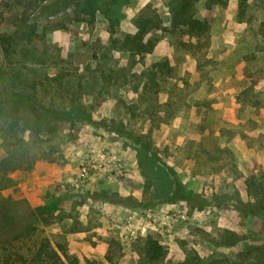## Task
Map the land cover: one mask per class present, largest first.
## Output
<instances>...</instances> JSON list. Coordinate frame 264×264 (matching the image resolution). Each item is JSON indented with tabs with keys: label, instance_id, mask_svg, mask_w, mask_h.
<instances>
[{
	"label": "rangeland",
	"instance_id": "1",
	"mask_svg": "<svg viewBox=\"0 0 264 264\" xmlns=\"http://www.w3.org/2000/svg\"><path fill=\"white\" fill-rule=\"evenodd\" d=\"M178 2L129 0L111 26L0 0V98L50 111H0V222L31 220L66 264H264V0ZM144 20L155 47L136 55Z\"/></svg>",
	"mask_w": 264,
	"mask_h": 264
},
{
	"label": "trees",
	"instance_id": "2",
	"mask_svg": "<svg viewBox=\"0 0 264 264\" xmlns=\"http://www.w3.org/2000/svg\"><path fill=\"white\" fill-rule=\"evenodd\" d=\"M61 1L62 3L69 2L70 6H74V11L77 15L86 17L89 20L94 19L96 15L100 13L107 19L111 26L120 23L123 18L122 9L129 3V0ZM178 1L179 0H175V3ZM182 14L183 13L176 12V21L179 22L183 19V24L187 27L189 34L195 40L201 41L206 34L204 23L193 17H188L184 20ZM147 23L148 22L145 20L142 21L139 32L132 42H130V46L128 45V49L133 54H151L154 50L155 44L153 40L150 39L148 43L144 44V38L147 34L144 25ZM0 40L4 45H6L8 41L5 37L0 38ZM157 68L161 73H165V71L169 70V64L167 61L158 62L156 64V69ZM6 97L5 101H2L0 98V111H2V109L16 110L17 107H24L26 110L30 111L31 114L36 113V116H38L37 121L39 122L37 126H42L44 121L49 118L50 111L44 110V112L38 108L35 103L29 99L31 98L29 95L12 94ZM73 114L75 116L79 115L77 109L74 108L70 111L53 112L54 116L59 115L65 118ZM18 122L19 120L12 121L9 124V128L13 131ZM144 149L149 152L146 146H142V151H145ZM37 232L38 227L35 226L31 220H18L14 217L6 216L3 222H0V264H66L64 261L66 257L65 251L55 247L48 237H40ZM26 242H33L32 248L29 247L28 250H23L21 245ZM145 252L148 260L151 262L159 261L165 254L164 248L151 238L145 243Z\"/></svg>",
	"mask_w": 264,
	"mask_h": 264
},
{
	"label": "flooded vegetation",
	"instance_id": "3",
	"mask_svg": "<svg viewBox=\"0 0 264 264\" xmlns=\"http://www.w3.org/2000/svg\"><path fill=\"white\" fill-rule=\"evenodd\" d=\"M261 185H263V187H264V177H262V178L259 180V182L257 183L258 190H259L260 194L264 197V190L261 189ZM259 187H260V189H259ZM261 209L264 210V206H261Z\"/></svg>",
	"mask_w": 264,
	"mask_h": 264
},
{
	"label": "built area",
	"instance_id": "4",
	"mask_svg": "<svg viewBox=\"0 0 264 264\" xmlns=\"http://www.w3.org/2000/svg\"><path fill=\"white\" fill-rule=\"evenodd\" d=\"M86 173V169L83 170ZM137 217H141V214L139 212H136L135 214Z\"/></svg>",
	"mask_w": 264,
	"mask_h": 264
},
{
	"label": "water",
	"instance_id": "5",
	"mask_svg": "<svg viewBox=\"0 0 264 264\" xmlns=\"http://www.w3.org/2000/svg\"><path fill=\"white\" fill-rule=\"evenodd\" d=\"M259 189H260V187H259Z\"/></svg>",
	"mask_w": 264,
	"mask_h": 264
}]
</instances>
